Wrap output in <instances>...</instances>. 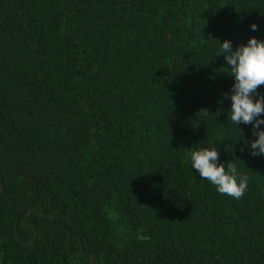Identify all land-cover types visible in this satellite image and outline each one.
Segmentation results:
<instances>
[{
    "label": "trees",
    "instance_id": "1",
    "mask_svg": "<svg viewBox=\"0 0 264 264\" xmlns=\"http://www.w3.org/2000/svg\"><path fill=\"white\" fill-rule=\"evenodd\" d=\"M251 37L264 0H0V264H264V155L221 55ZM212 146L242 198L192 168Z\"/></svg>",
    "mask_w": 264,
    "mask_h": 264
},
{
    "label": "clouds",
    "instance_id": "2",
    "mask_svg": "<svg viewBox=\"0 0 264 264\" xmlns=\"http://www.w3.org/2000/svg\"><path fill=\"white\" fill-rule=\"evenodd\" d=\"M251 29H257L256 24ZM221 55L230 69V76H234L232 86L230 120L236 124H251L252 134L257 137L250 144L251 154L264 155V119H259L264 114V95L253 99V94L258 93V88L264 86V40L251 37L247 44L239 45L234 51L231 42L225 40L221 44ZM225 98L228 93L223 94ZM219 151L215 146L200 148L190 152L192 168L215 186L218 193L240 199L248 189L249 177L238 172L235 163H218Z\"/></svg>",
    "mask_w": 264,
    "mask_h": 264
},
{
    "label": "water",
    "instance_id": "3",
    "mask_svg": "<svg viewBox=\"0 0 264 264\" xmlns=\"http://www.w3.org/2000/svg\"><path fill=\"white\" fill-rule=\"evenodd\" d=\"M17 223H18V218L15 220V228H16V226H17ZM15 232H16V230H15ZM68 241H69V239H67V242H66V247L68 246ZM92 263V256L90 255V264Z\"/></svg>",
    "mask_w": 264,
    "mask_h": 264
}]
</instances>
